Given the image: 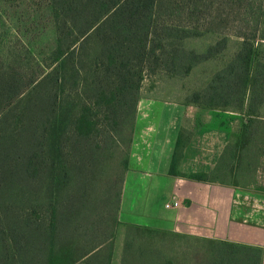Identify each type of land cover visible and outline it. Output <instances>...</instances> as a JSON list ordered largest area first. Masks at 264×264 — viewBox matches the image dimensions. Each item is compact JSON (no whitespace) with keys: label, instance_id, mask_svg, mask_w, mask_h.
Here are the masks:
<instances>
[{"label":"trees","instance_id":"16d2710c","mask_svg":"<svg viewBox=\"0 0 264 264\" xmlns=\"http://www.w3.org/2000/svg\"><path fill=\"white\" fill-rule=\"evenodd\" d=\"M212 1L50 0L56 66L44 73L38 66L32 71L0 57V264H78L94 251L88 260L111 264L113 234L100 241V226L84 213L96 170L95 118L100 113L102 130L117 135L118 153L124 144L131 146L146 72L188 75L211 58L213 48L207 54L186 51L183 41L200 35L199 21L211 16ZM230 1L254 7L249 0ZM256 8L264 24V0ZM260 35L244 42L205 89L185 99L186 105L248 117L216 169L189 178L235 187L250 183L254 158L264 153V120L258 118L264 76L259 65L254 70L255 41L264 42ZM129 150L113 158L123 171L116 215ZM115 224L122 227L117 216ZM124 227L122 264H172L164 251L147 247L159 236L179 235ZM207 244L204 249L214 259L205 264H260V250ZM103 245L108 257L96 259Z\"/></svg>","mask_w":264,"mask_h":264},{"label":"crops","instance_id":"0c3cea01","mask_svg":"<svg viewBox=\"0 0 264 264\" xmlns=\"http://www.w3.org/2000/svg\"><path fill=\"white\" fill-rule=\"evenodd\" d=\"M247 118L142 94L117 213L120 245L124 226L131 225L260 250L264 264V153L255 156L245 187L188 177L211 174ZM258 118L264 120V106ZM176 200L180 207L166 208ZM122 256L116 250L114 264H122Z\"/></svg>","mask_w":264,"mask_h":264},{"label":"rangeland","instance_id":"374dc122","mask_svg":"<svg viewBox=\"0 0 264 264\" xmlns=\"http://www.w3.org/2000/svg\"><path fill=\"white\" fill-rule=\"evenodd\" d=\"M251 5L236 3L230 0L224 2L212 1L211 16L206 21H199L200 35L183 41L186 51L207 54L208 49H214L211 58L199 63L188 75H171L162 69L148 71L143 78L141 96L167 98L173 101L192 99L195 92H201L211 78L221 71L243 47V43L261 36L264 24L260 12L256 8L258 0H249ZM203 18V16L200 15ZM201 19V20H202ZM256 42V62L261 76H264V42ZM0 57L7 63H15L22 68L33 67L32 71L42 69L48 73L58 63L57 34L50 0H0ZM39 68H38V67ZM141 99V98H140ZM140 101V100H139ZM139 104V103H138ZM97 132L93 138V149L97 151L94 164L95 176L87 189L88 202L84 213L97 222L101 231L98 239L103 241L113 234L110 240L114 252L123 251L124 243L120 245V233L123 230L116 227V204L120 191L119 178L123 171L116 164L114 157L125 156L130 145L124 144L118 153V139L114 132L103 128V117L97 114ZM122 172V173H121ZM116 228V230H115ZM114 232V233H113ZM126 236V235H125ZM126 239V238H125ZM207 243L196 239L179 236H159L149 242L147 248L162 250L172 259V264H205L214 259L212 252H207ZM104 251L96 259L108 257V246H102ZM191 252H200L190 256ZM114 255V253H113ZM112 258L111 264H114ZM118 258V257H116ZM153 259V258H151ZM123 260V256H122ZM147 260H149L147 258ZM85 262V261H84ZM102 263V262H101ZM83 264V262L78 263ZM84 264H100L93 260ZM103 264H107L105 261Z\"/></svg>","mask_w":264,"mask_h":264},{"label":"built area","instance_id":"2783aa9c","mask_svg":"<svg viewBox=\"0 0 264 264\" xmlns=\"http://www.w3.org/2000/svg\"><path fill=\"white\" fill-rule=\"evenodd\" d=\"M180 207V202L176 200L175 202H171L169 204H166V208H178Z\"/></svg>","mask_w":264,"mask_h":264}]
</instances>
